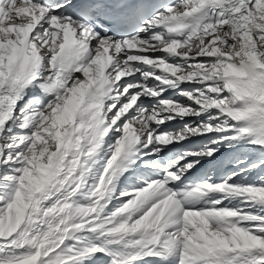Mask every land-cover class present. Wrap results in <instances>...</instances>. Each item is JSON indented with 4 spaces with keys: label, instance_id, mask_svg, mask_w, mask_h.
I'll list each match as a JSON object with an SVG mask.
<instances>
[{
    "label": "snow or ice",
    "instance_id": "snow-or-ice-1",
    "mask_svg": "<svg viewBox=\"0 0 264 264\" xmlns=\"http://www.w3.org/2000/svg\"><path fill=\"white\" fill-rule=\"evenodd\" d=\"M0 264H264V0H0Z\"/></svg>",
    "mask_w": 264,
    "mask_h": 264
}]
</instances>
